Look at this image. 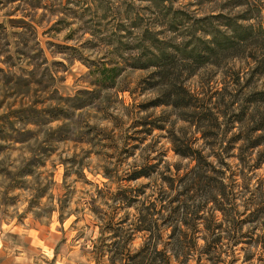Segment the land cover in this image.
I'll use <instances>...</instances> for the list:
<instances>
[{"label":"clouds","instance_id":"1","mask_svg":"<svg viewBox=\"0 0 264 264\" xmlns=\"http://www.w3.org/2000/svg\"><path fill=\"white\" fill-rule=\"evenodd\" d=\"M78 2L40 0L36 7H28L22 0L0 3V23L5 25L0 45L6 46L0 53V69L20 75V68L31 71L34 67L27 57L17 60L19 37L12 33L26 30L7 23L10 18H27L34 29V34L27 33L30 37L28 51L34 54V46L39 45L48 61L40 71L49 68L55 78L52 87L59 90V96L74 101L64 113L52 114L44 109L54 107L56 100L47 99V93H42L43 104L20 116L10 117L12 126L3 129L5 136L0 138V146L4 148L0 151V170H4L0 171V264H198V261L199 264H232L233 261L235 264H264V212L258 213L259 219L254 222L241 223L238 228L233 224V220H244L253 202L264 199V188L257 183L264 179V165L249 172L235 158L240 145L232 159L225 157L236 172L231 179V173L223 177V183L228 187L226 208L230 216L213 202V197L222 199L215 189L194 192L191 186L185 189L184 185L171 189L161 179V173L175 176L179 166L181 175L188 173L185 184L194 186L199 173L191 155L177 154L176 138H188L192 150H199L212 165L221 167L213 149L181 114L182 110L175 107L179 98L176 87L183 88L189 95L199 96L202 78H206L208 69L214 66L200 67L191 75L185 71L179 81L153 76L142 85L147 87L143 94L138 91L132 94V89L138 81L161 69L124 66L115 78V87L96 88L91 84V62L106 64L110 59H116L114 46L106 43L113 28L107 22L93 28L88 15H80L85 5L80 3L78 7ZM18 6L20 11H16ZM87 6L98 23L108 16L110 20L124 24L134 37L141 34L140 29L131 26V20L137 17L143 19L148 30L159 40H173L174 44L182 46L185 35L181 33L187 24L180 25L178 32L169 30L158 10L169 7L185 13L193 21L204 23L208 31H196V37L211 40L208 33L216 29L226 39L233 40L238 51L229 56L211 84L204 87L222 89L221 81L228 70L239 72L243 82L250 68L256 67L249 54L259 55L264 49V0H163L162 5H158L157 0H87ZM58 21L62 23L57 24ZM53 25H57V30L45 35ZM69 34L73 38L66 39ZM120 34L126 35V32ZM49 40L67 45L74 51L50 49L46 46ZM125 42L132 43L134 39ZM170 51L176 57V65L169 67L177 73L186 61L174 50ZM137 54L138 50L123 53L130 58ZM8 55L16 61V67L5 63ZM53 61L62 62L68 70H52ZM256 77L264 86V75L256 73ZM256 83L254 80L253 84ZM36 87L35 83L31 85L33 90ZM82 90L89 94L77 96ZM157 97L162 101L158 106L143 111L138 107ZM0 99H3L2 95ZM15 99L10 97L0 106V116L9 114ZM14 106L19 107L18 104ZM257 107L264 110V104L257 101L249 113ZM162 116H167L166 121L159 120L164 124V132L154 128L152 135L135 147L133 141L128 140V151L116 158V154L125 148L126 137L136 131L134 121L144 117L157 120ZM219 119L221 123L224 120L223 116ZM239 128L237 125L234 131ZM261 149L264 145L252 152V162ZM161 152L164 155L159 168L139 179H127L130 173L143 168ZM28 162H31L28 171L17 175ZM9 174L20 182V186L10 187L13 180ZM146 184L151 187L144 188L143 195L134 191ZM118 189H128L126 196L139 203L128 206L115 197ZM161 189L168 197L163 205H168L172 198L184 201L168 224L162 223V218L169 216L170 211H163L162 217L156 212L149 215L142 208L156 200ZM201 207L202 212L199 211ZM157 211H162L160 202H157ZM193 212H199L206 219L213 217L214 231H209L205 219L195 220L194 227L186 226L185 219L193 220ZM142 215L148 217L146 221H141ZM110 217L119 236L106 227ZM124 220L127 222H122ZM215 225L222 227L215 228ZM245 233L253 237L251 241L237 243ZM215 237L220 241L213 246ZM209 249L211 257L202 255Z\"/></svg>","mask_w":264,"mask_h":264},{"label":"rangeland","instance_id":"2","mask_svg":"<svg viewBox=\"0 0 264 264\" xmlns=\"http://www.w3.org/2000/svg\"><path fill=\"white\" fill-rule=\"evenodd\" d=\"M9 0H0V3H14L8 2ZM73 0H67L68 4H71ZM163 0H157L158 5H162ZM23 4H26L28 7H36L40 4V0H22ZM80 3H83L85 7L81 8L80 15L83 17L88 15L89 20L92 22L93 28H99L103 25L104 22H107L112 25L113 31L111 35L107 38L106 43L109 45H113V51L116 54V59H110L106 64H97L96 62H91L90 67V75L92 77L91 84L96 81V76L98 72L102 69V67H117V71L121 73L124 70V66L137 68L138 63H149L153 61L159 53L157 46L164 47L165 45H171V49L175 46H180L174 44L173 40H164L161 41L158 39L157 35L148 30L147 25L144 24L142 18L133 17L131 20V26L133 28L140 29V35L134 37V33L131 30H127L126 26L119 21L110 20L108 16H104L103 22L98 23L90 14L91 10L87 6V0H79L77 6H80ZM158 10L161 13V17L167 21L168 29L173 32L179 31V26L182 24H187L184 32L181 33L185 35V43L183 45H187L188 48H192V53H196L202 50L203 40L201 38L196 37L195 32L204 30L208 31L203 22L193 21L191 17L187 16L185 13L179 12V14H166V11H173L169 7H159ZM16 11H20V7L18 6ZM10 15V14H8ZM30 15V14H28ZM8 25L13 28H22L25 29L26 32H13L12 35L19 37L17 41V60L20 57L29 58L30 62L34 64V67L31 71L25 68H20V75H16L15 73L6 72L4 69H0V95H2L3 99H0V106H3L4 102L8 100L10 97H15L16 99L13 101V105H10L11 111L7 116H0V138H4L5 133L3 131L5 126L11 127L10 117L20 116L26 112L33 110L34 106L38 104H43L45 102V98L41 95L42 93H47V99H55L56 105L54 107H49L44 109V111L55 114L57 112L64 113L67 108L74 102L70 97H61L59 96V90L54 89L52 86L55 84V78L51 76V71L49 68H43V72L40 71L41 67L48 63L47 59L43 57V50L39 48L37 44L34 46L36 48L34 54H30L29 49V36L27 33H33L34 29L33 25L28 22L27 18L14 19L10 18L7 21ZM62 23V21H58L57 24ZM57 30V25H53L50 29H48L44 34L49 35L51 32ZM212 31V30H211ZM121 32H126V35H121ZM210 33V32H209ZM208 33V34H209ZM163 34V33H161ZM5 35V25L0 23V37ZM212 35V34H209ZM73 38L72 34H69L66 39ZM132 43H126V40H133ZM222 39V33L217 32L215 36V40ZM23 47H20V45ZM182 45V46H183ZM46 46L50 49H55L56 51L61 52H73V49H70L67 45H61L53 40H49L46 43ZM5 45H0V53L5 50ZM153 49L155 51H153ZM138 54L135 57H126L123 55L124 52H132L137 51ZM188 51V50H187ZM229 53L227 56H222L220 59L212 56L213 58L210 61H215L218 64H211L214 67L212 69H208L206 73V78H202L201 85V94L197 96L195 108L196 112L203 113L205 117L206 114L209 115L207 120H199L198 114L195 115L193 112V108H186L184 112L181 111V114L190 121V123L196 128L199 132L200 137L203 138L207 145L213 149L214 154L217 157L218 163L221 167L217 168L215 165H212L217 172L211 171V173H215L214 177L216 178V185H218L219 190L221 191V184L223 183V177L231 173L229 179L236 175V172L233 171L231 165L227 163L228 159L233 158V153L235 152L237 145L239 147V154L235 157L240 160V163L248 168L249 172H253L255 169H258L261 165H264V149H261L258 153H256L255 160L252 162L250 160V156L252 152H254L257 148H260L261 145H264V130L252 132L251 127L252 123L248 120L249 110L252 105L247 102L248 95L253 91L264 90V86L260 85L258 79L256 77V73H260L256 71L254 68H250L249 73L245 80L241 82L239 72H233L228 70L224 73V79L221 81L223 84L222 89H214L212 87H204V85H210L214 76L217 74V70L224 66V62L229 58ZM182 57V56H181ZM186 63L190 62L189 58H185ZM255 65L256 62L250 59ZM42 61V63H41ZM118 61V62H117ZM5 63H8L11 67H16V61L13 60L11 55L6 56ZM208 64L202 66L206 67ZM146 69V68H141ZM182 69H186L184 66ZM199 69V68H198ZM197 69V70H198ZM52 70H64L67 71V67L58 61L52 62ZM187 71H191V69L183 70V73ZM182 73V75H183ZM264 75V72L261 73ZM27 77V79L25 78ZM152 75L146 78L141 79L137 82L136 87L132 89V94L137 93L143 94L144 91L147 90V87H142V85L146 84L148 81L152 80ZM127 79V78H126ZM63 80V77H61ZM257 80V83L254 85L253 81ZM35 83L37 85L36 89L33 90L31 85ZM153 84H148V86ZM96 88L97 85H94ZM115 87V86H114ZM104 88V87H103ZM86 91H81L77 93V96H85L88 95ZM149 102V101H148ZM147 102V103H148ZM142 102L138 107L140 110H146L148 108V104ZM18 104L19 107H15L14 105ZM255 113L261 112L264 114V110H261L257 107ZM210 112L211 114H209ZM223 116L224 120L221 123L219 117ZM203 119V118H202ZM159 120H167V116H162L157 118V120H153L149 117H144L139 120L134 121L133 127L136 128V131L131 135L126 137L125 140V148L116 154V158L119 159L120 156H123L125 152L128 151L127 141H133V146H138L140 143H143L145 139L152 135V130L154 128L159 129L161 132L165 131V127L163 123H160ZM212 125V126H211ZM239 125L240 128L238 131H234L236 126ZM202 131H207L206 136L202 137ZM258 135L263 136V138ZM248 137L245 140L242 138ZM256 137L262 139L261 145H258L254 148H251L249 143L251 141H255ZM248 139V140H247ZM185 141L191 143V141L186 138ZM241 141L243 143L241 144ZM3 146H0V151H3ZM164 153H157L151 160L150 163L146 164L143 168L149 169V167H153V169L159 168L160 164L163 163L162 156ZM208 161V160H207ZM209 162V161H208ZM25 164L24 168H22L17 175H21L24 172L28 171L29 165ZM210 163V162H209ZM227 170V171H226ZM4 171V170H0ZM170 172L171 169H168ZM176 173L180 175V167H176ZM131 174V173H130ZM188 173L185 172L181 177H185ZM13 180L12 185L20 186V182L15 178L11 177ZM170 176V175H167ZM185 181V178L183 179ZM257 183L260 185V188H264V179L258 180ZM151 187V184L146 185ZM225 195L222 196V199H216L217 202H214L216 207L224 211L226 215L228 214L226 205L229 203V193L228 187L225 185ZM260 189L258 188L257 191ZM202 191V190H199ZM195 192V191H194ZM264 199L253 202L252 208L249 211V214L244 217L243 221H235L233 220L234 227H239L241 223L245 222H254L256 219H259L258 213L264 212ZM221 207V208H219ZM222 227V225H221ZM235 238V237H234ZM253 237L249 236V234L245 233L240 237L238 242L241 240L245 243L251 241ZM235 264V261L232 262Z\"/></svg>","mask_w":264,"mask_h":264},{"label":"trees","instance_id":"3","mask_svg":"<svg viewBox=\"0 0 264 264\" xmlns=\"http://www.w3.org/2000/svg\"><path fill=\"white\" fill-rule=\"evenodd\" d=\"M12 2L13 0H9L8 2ZM166 14L172 13V14H179L178 11H166ZM201 22V21H200ZM219 32L216 29H213L210 31L209 34H212L211 40H203V46L202 50L199 52L197 51L196 53H192V48L187 49V45L183 46H175L173 49H171V45H165L164 47L157 46L156 48L159 51L158 56L155 57L153 61H150L149 63H138L137 68H148L150 66H156L161 69L160 72L158 73H153L152 76L160 75L163 76L165 79H168L169 77H172L174 80L179 81L180 76L183 73V70L191 69L188 73L194 74V70H197L198 68L208 64V63H213V64H218L215 63V61H210L212 56H215L214 59L218 58L220 59L222 56H227L229 53L232 55L234 52L238 51L236 44L234 43L233 40L226 39L224 35L222 34V39L220 40H215L216 33ZM240 39H244L243 36H240L239 33H237ZM170 50H174L176 53H178L182 58L185 60V58H189L190 62L184 63L180 66V69L177 70V73H174L170 69L171 66L176 65V57L171 54ZM188 50V51H187ZM229 55V56H230ZM249 58L254 60L256 62V71H259L260 73L264 72V49H262L259 52V55H257L255 52H252L249 54ZM186 61V60H185ZM185 67L186 69H182V67ZM187 72V71H186ZM120 73L117 71V67H102V69L98 72L96 76V81L93 83L94 85H97L98 87L100 86L101 88H106V87H114L115 86V78L117 75ZM155 85H150L149 87H152ZM176 92L178 94V100L175 104V107L180 108L182 112H184V109L186 108H193V112L195 115L198 114V119L199 120H207L209 118V115L206 114L207 117L204 116L203 113H198L196 112L195 108L197 109L196 101L199 100L197 99L196 95H189L186 90H184L181 87H176ZM259 102L260 104H264V90H259V91H253L251 92L250 95L247 97V102L252 105L255 102ZM160 103H162L161 99L157 97L155 100L149 101L147 104L148 107L150 106H158ZM211 114L210 112H208ZM248 120L251 122L253 125L251 127L252 132H257V131H263L264 130V114L261 112H256L253 110L251 114H248ZM203 118V119H202ZM212 126V125H211ZM199 131V130H198ZM207 131H202L201 136L205 137ZM259 137L263 138V136L258 135ZM259 137H256L255 141H251L249 143L251 148H254L258 145H261L262 139ZM248 137L242 138V140H245ZM248 140V139H247ZM190 143L185 140H180L179 138H176L174 141V148H176L177 154H183V155H191L193 160L196 163V167L199 169V173L197 174L196 181L194 183V186L192 185H187L185 184V181L183 179L185 177H181V174L176 173L175 176H167L161 173V179L168 183L169 187L171 189H177L178 185H184L185 189L189 188L190 186L192 187V191L198 192L199 190H206V189H215V191L219 192L222 196L225 195V185L224 183L220 182L221 184V191L219 190L218 185H216V178L214 177L215 173L217 172L211 163L207 161V159L203 156V154L199 150H192L190 148ZM154 166L149 169L141 168L139 170L133 171L127 179H139L141 176H147L148 173L153 169ZM147 185V184H146ZM146 185H142L140 188L134 190L136 191L139 195L144 194V188H146ZM128 189H118V191L114 194L115 197L121 198L123 202H125L128 206H131L133 203H139V201L129 199L126 196V193L128 192ZM179 195V194H178ZM165 199H168L167 195L163 192L161 189L158 192L157 199L154 201L149 202L146 205H142V208L144 209V212H147L149 215L152 214L153 212H156L157 215H161L163 217V211H170V215L167 217L162 218V223L168 224L170 220L172 219V216L178 211L179 206L184 202L181 199L178 198H172L168 201V205H163V201ZM213 202H217L216 197H213ZM157 202H160L162 205V211H157ZM206 207V205H204ZM263 210L264 207L261 206ZM221 208V207H219ZM228 214H231L228 209H226ZM199 211H203V207L200 208ZM193 220H188L185 219V224L188 227H194L195 220L197 219H205L206 220V226L208 227L209 231H214V218L209 217L205 218L199 214V212H193ZM147 216H141V221H146ZM122 222H127V220H124ZM106 227L110 230H114L116 232V235L119 236L120 232L116 231V225L113 223V219L110 217ZM215 228H221V225H215ZM175 232V230H174ZM174 234V233H173ZM187 239V237H186ZM235 239V238H234ZM220 241L219 237H215L212 241V245H218ZM237 243H239L237 241ZM202 255H209L211 257V249L205 250ZM247 259H251V257H247ZM199 264V261H198Z\"/></svg>","mask_w":264,"mask_h":264}]
</instances>
